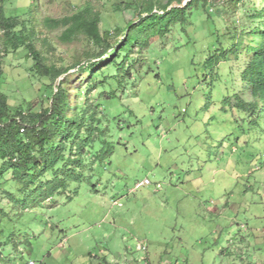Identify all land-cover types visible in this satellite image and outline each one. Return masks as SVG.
Returning a JSON list of instances; mask_svg holds the SVG:
<instances>
[{"label": "rangeland", "instance_id": "374dc122", "mask_svg": "<svg viewBox=\"0 0 264 264\" xmlns=\"http://www.w3.org/2000/svg\"><path fill=\"white\" fill-rule=\"evenodd\" d=\"M148 1L35 3L39 18L61 19L89 7L102 13L101 32L120 26L138 40L118 64L96 73L99 87L88 99L101 121L86 134L79 180L16 211L0 196V206L16 216L5 223L10 245L0 264H264V123L255 117L252 124L240 105L249 97L239 76L246 58L222 62L212 35L222 22L241 23L240 11L213 0L207 11H186L184 25L168 30L170 18H164L157 27H133L136 8L146 3V9ZM189 1L175 0L170 8ZM29 2L0 0L8 16L23 15ZM154 6L157 12V0ZM37 31L47 65L69 73L46 87L27 51L7 48L0 26V92L13 114L46 108L65 78L70 108L78 92L80 104L88 93L76 63L91 57L92 43L83 35L62 43L63 29L39 25ZM10 178L8 171L1 184Z\"/></svg>", "mask_w": 264, "mask_h": 264}, {"label": "trees", "instance_id": "16d2710c", "mask_svg": "<svg viewBox=\"0 0 264 264\" xmlns=\"http://www.w3.org/2000/svg\"><path fill=\"white\" fill-rule=\"evenodd\" d=\"M38 1L30 0L28 9L21 16H8L5 5L0 4V26L6 33L7 48L27 51L28 58L33 62V74L42 84L52 88L54 82L69 73V69L47 65V58L36 46L39 25L49 31L63 29L59 36L62 43H71L83 35L94 46V52L86 61L76 63L80 67L79 72L87 76L89 87L83 104H80L78 92L70 108L66 78L60 81L56 90H51L44 109L41 106L30 111L18 109L13 114L8 96L0 92V188L3 189L0 196L15 211L31 199H36L38 203L47 201L54 194L67 190L69 181L79 180L75 173L82 168L80 155L86 152L89 144L86 134L99 130L97 124L101 121L95 112L97 104H91L88 99L89 94L97 92L99 87L96 73L109 64H118L119 59L128 56L138 40V34L120 26L113 31L101 32L102 13L89 7L61 19L39 18L35 5ZM154 1L149 0L146 9H143L146 3L136 8L138 18L130 21V25L137 28L147 22L153 28L160 25L164 18H170L166 24L169 30L171 25L187 23L185 13L189 9L207 11L213 4V0H190L182 8H170L175 0H168L166 5L157 0L160 8L155 12ZM226 4L234 12L240 11L243 20L241 23L239 20L222 22V26L212 32L219 46L218 59L228 63L246 58V66L239 76L249 97L241 99L240 105L253 118L252 124L255 117L264 123V0H228ZM239 4H242L240 8ZM227 12L228 8L218 10V18ZM183 13L185 16L180 18ZM20 17L24 19L22 22ZM43 41L47 43V39ZM2 74L0 71V77ZM69 109L71 112L68 115ZM71 170L74 174H68ZM8 171H11V178L2 185ZM7 184L8 189L3 188ZM10 214L0 206V260L4 248L10 245L11 230L6 224H11L16 217L11 218Z\"/></svg>", "mask_w": 264, "mask_h": 264}, {"label": "built area", "instance_id": "2783aa9c", "mask_svg": "<svg viewBox=\"0 0 264 264\" xmlns=\"http://www.w3.org/2000/svg\"><path fill=\"white\" fill-rule=\"evenodd\" d=\"M148 183H149L148 181L142 182V183L138 184L137 187L147 185ZM29 264H34V262H29Z\"/></svg>", "mask_w": 264, "mask_h": 264}]
</instances>
